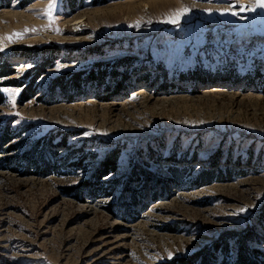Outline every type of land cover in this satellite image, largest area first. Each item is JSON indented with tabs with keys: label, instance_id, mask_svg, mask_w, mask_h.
I'll list each match as a JSON object with an SVG mask.
<instances>
[{
	"label": "rangeland",
	"instance_id": "obj_1",
	"mask_svg": "<svg viewBox=\"0 0 264 264\" xmlns=\"http://www.w3.org/2000/svg\"><path fill=\"white\" fill-rule=\"evenodd\" d=\"M49 3L0 0V264L264 253L257 0Z\"/></svg>",
	"mask_w": 264,
	"mask_h": 264
},
{
	"label": "trees",
	"instance_id": "obj_2",
	"mask_svg": "<svg viewBox=\"0 0 264 264\" xmlns=\"http://www.w3.org/2000/svg\"><path fill=\"white\" fill-rule=\"evenodd\" d=\"M3 66L0 67V70H3ZM25 92V91H24ZM24 95L22 94V97ZM30 96V95H28ZM25 98L28 99V97L26 96ZM3 101L2 96L0 94V103ZM13 147H10V149ZM109 160H105L102 164H101V169L99 172L107 173V163ZM115 165V161L112 160V162L110 163V168L109 170H112V168H114L113 166ZM251 231H247L246 233H244L243 235H235V233L229 234V236L225 239V243L227 244V240H235L237 242V246L234 252H232L231 255V251L228 249V245L226 246L225 244L221 243V245H219V247H215V249L217 248L220 252H222L223 254V258L220 261V264H264V253L256 250V249H247L244 245L245 240L248 237H251ZM223 238H221L222 240ZM219 243L221 241H218ZM217 242V245H218ZM203 252L197 253V254H193L192 256H189L187 258H182V259H178L173 261L170 264H196L197 262H199L201 256L203 255ZM207 258V257H206ZM202 260V259H201ZM201 262V261H200ZM200 264V263H199ZM205 264V263H203ZM209 264V263H206Z\"/></svg>",
	"mask_w": 264,
	"mask_h": 264
},
{
	"label": "snow or ice",
	"instance_id": "obj_3",
	"mask_svg": "<svg viewBox=\"0 0 264 264\" xmlns=\"http://www.w3.org/2000/svg\"><path fill=\"white\" fill-rule=\"evenodd\" d=\"M55 5H56V0H50V3L48 4V8H47V10L45 12V14L49 16V18H51V14H52V11L55 8ZM258 5H259V7L264 8V0H258ZM241 10H243V8ZM187 12H188L187 8H183V9L178 10L174 14V18L172 20L168 21V22L176 23L179 20V18L181 16H183V15H186ZM221 14H224V13H221ZM231 14L232 15H236L235 12H232ZM33 31H35V30H33ZM13 35L16 36V37H19L21 34H13ZM8 39L11 40L12 37H8ZM0 50H2V48H0ZM4 91L9 92L10 95L17 94V90H13V89H4Z\"/></svg>",
	"mask_w": 264,
	"mask_h": 264
},
{
	"label": "bare ground",
	"instance_id": "obj_4",
	"mask_svg": "<svg viewBox=\"0 0 264 264\" xmlns=\"http://www.w3.org/2000/svg\"><path fill=\"white\" fill-rule=\"evenodd\" d=\"M257 3H258V0H257ZM260 11H261L262 15L264 16V8L260 7ZM240 34L242 36H248L249 32L247 30H245V29H241Z\"/></svg>",
	"mask_w": 264,
	"mask_h": 264
}]
</instances>
